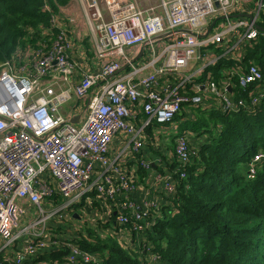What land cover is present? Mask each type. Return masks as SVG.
I'll return each mask as SVG.
<instances>
[{
	"label": "built area",
	"instance_id": "2783aa9c",
	"mask_svg": "<svg viewBox=\"0 0 264 264\" xmlns=\"http://www.w3.org/2000/svg\"><path fill=\"white\" fill-rule=\"evenodd\" d=\"M43 1L51 15V26L41 32L45 38L28 46L20 61L16 54L0 63V237L3 247L24 239L21 250L11 259L0 258V264L10 260L34 264L43 251L58 243L49 233L56 214L69 215L87 195L97 193L100 202L105 195L115 199L122 190L126 195L117 203L114 216L118 235L128 238L130 231L140 240L137 251L144 254V264H164L148 232L163 216L160 198L138 204L128 193L133 188L131 175L121 171L119 183L107 187L92 177L94 164L111 171L110 144L122 132L130 136L127 146L132 153L141 154L137 169H150L153 160L144 153L149 141L145 129L172 124L187 104L199 109L213 106L224 113L258 104L264 91L254 90L249 100L232 97L229 86L220 88L214 70L208 73L207 69L230 59L231 53H245V45L256 41L264 0H147L145 5L140 0H79L92 43L84 49V38L77 36L84 64L71 55L77 47L74 30L80 24L73 16L62 18L49 0ZM140 46L148 47L151 58L139 63L126 51ZM209 48L217 54L214 63L200 65ZM205 72L207 81H202ZM227 77L244 89L264 79L261 68L251 62ZM200 86L214 96V104L203 101ZM186 131H176L173 178L162 172L155 175L163 191L174 197L196 153ZM262 158L261 151L254 156L252 176L254 164ZM19 200H27L31 211ZM44 201L55 210L43 207ZM61 244L67 250L64 264L103 261L78 242Z\"/></svg>",
	"mask_w": 264,
	"mask_h": 264
},
{
	"label": "trees",
	"instance_id": "16d2710c",
	"mask_svg": "<svg viewBox=\"0 0 264 264\" xmlns=\"http://www.w3.org/2000/svg\"><path fill=\"white\" fill-rule=\"evenodd\" d=\"M49 1L54 10L71 2ZM258 23L264 26V11ZM50 26L43 0H0V63L16 54L20 61L22 52L43 40L42 29ZM245 48L244 63L257 64L264 76V33ZM226 61L208 69L218 78L222 67H228ZM260 84L245 89L236 84L237 97L249 100ZM258 99V104L248 103L238 112L190 108L196 111L195 119L175 117L182 118L181 131L206 140L192 142L196 153L186 177L179 180L171 205L148 231L164 264H264V158L254 164L253 178L246 169L258 152L264 153V95ZM78 243L100 254L101 264H144L112 236ZM66 253L62 250V255Z\"/></svg>",
	"mask_w": 264,
	"mask_h": 264
},
{
	"label": "crops",
	"instance_id": "0c3cea01",
	"mask_svg": "<svg viewBox=\"0 0 264 264\" xmlns=\"http://www.w3.org/2000/svg\"><path fill=\"white\" fill-rule=\"evenodd\" d=\"M56 11L61 14L62 18H70L73 16L75 23H83L85 29H87L85 26V21L83 18L82 8L79 0H71V2L67 5H59L58 10ZM78 29L79 26H77V28L74 30L75 35H73L75 39L73 41L77 47L72 50L71 55L81 64H84V61L81 57V50L78 49L81 46V42L76 41L79 40L77 39L78 37L83 38L81 36L82 31H78ZM88 38L89 37L84 38L82 44L84 49H90L91 47L92 43L88 40ZM142 48L144 47L140 46L129 48L126 52L130 57H132L133 59L135 58V60H137L136 62L140 63L143 61H148L151 58V54L147 52L148 47L147 49L144 48L143 51ZM216 50L221 52V49ZM244 55L245 53H231L227 55V57H230V59L228 58L227 60L228 62L225 59V61L228 63V67H222L220 76L218 78L216 77L215 73L209 72L210 70L207 69V72L212 73L219 81L220 88L221 86H227V88L229 86L228 92L232 97L238 96V93L236 91L237 87L234 84L235 82L227 77V74L229 75L232 70L237 71V68L243 64L246 65V63H244V60L242 59ZM216 56L217 54L215 50L213 51L212 48H209L206 50V54L202 56L201 60L203 62L204 58H207L209 60L208 63H214V58ZM96 71L98 70L96 69L95 72ZM152 71L153 69L144 71L142 73V76L149 74ZM207 74L206 72L203 74L202 78L204 79L202 81H207V78L205 79ZM230 83L232 84L230 85ZM261 89L264 91V87L257 86L255 88V90L258 92H262L260 91ZM200 93L205 103L210 105L216 102L214 96L208 93L204 86H200ZM190 108H193V106L186 107L185 113L180 114V117L195 119L196 111L194 109L191 110ZM212 109H215V107L204 106L201 110L208 112ZM138 120L141 121V118H138ZM172 124L178 123L173 122ZM172 124H170V126H172ZM166 131L167 130L164 129V127H159L158 124H152L151 126H148L144 131V135L147 136L149 140L146 147L148 149L144 151V153L147 154V157L149 159L153 160L150 161L151 166L148 170L137 169L136 164L138 163L141 154H138L136 152L132 153V150L127 146L130 142V136H127L126 133L122 132L117 133L116 135H114L109 149V163L113 168L110 171L108 167H102L101 163H95L92 177L99 178L102 183H105L106 186L109 187L110 184L117 185L119 183L121 171L125 174L131 175L133 188L128 193L131 196L132 200H134L138 204H141L147 199L153 200L154 197H158L161 200L162 208L165 210L166 206L171 205L174 194L170 195L169 193L163 191L161 183L155 181V175L162 172L166 176H170L173 178V165L175 160L173 148L175 137L173 138L172 142L170 140V134ZM190 136L192 142L196 140V142L199 143L200 141L206 140L205 137H202V139L201 137L194 138L192 134H190ZM129 145L132 146L131 143ZM116 167L118 169H116ZM114 179L115 182L113 183ZM125 195L126 190H122L117 193V197L115 199L110 200L108 195H105L103 197L104 200H100L99 202L98 200H96V198H100L99 195H97V193H93L92 196L87 195V198L84 200V202L79 204L78 206H75L73 212H70L69 215L60 216V214H56L55 220L60 227V233H57L58 228L57 224L54 222L55 220L51 223L52 227H49V233L51 236L56 237L58 243L55 247H51L43 251L38 258H35L33 260L34 264H64L65 255H62V250H66V248L65 246H63V244H61L63 241L71 240L74 242H78V239L94 241L98 236L104 239L108 236L115 237L116 240L119 241V243L122 244L125 249L133 251L134 253H136L137 257L142 260V262H145L144 254H140L137 251V249L142 246L140 240L137 237L135 239L133 235L131 236L128 228H126L129 231L127 232L128 238L120 237V235H118V227L115 226L114 216L117 214V203L121 200L120 198L123 199ZM18 202L28 211H31V205L27 203V200H19ZM46 202L47 201H44L42 203L43 207H46ZM25 222L26 220L23 221V223ZM91 232H94L96 237L92 235ZM152 242L153 241L151 240V244L154 245V243ZM23 243L24 239L21 238L16 242V244L10 247H3L4 240L0 237V258L11 259L17 252L21 250ZM59 255L62 257L59 258ZM5 264L13 263H11L10 260Z\"/></svg>",
	"mask_w": 264,
	"mask_h": 264
},
{
	"label": "rangeland",
	"instance_id": "374dc122",
	"mask_svg": "<svg viewBox=\"0 0 264 264\" xmlns=\"http://www.w3.org/2000/svg\"><path fill=\"white\" fill-rule=\"evenodd\" d=\"M140 1H141L144 5L147 3V0H140ZM79 31H82V35H81V36H82L83 38L89 36V35H88L89 31H88V29H85L83 23H80ZM88 40L91 42V38H88ZM208 61H209V60H208L207 58H204L202 64L205 65V64L208 63ZM259 86L264 87V81L261 82V84H260ZM260 91H263V90L261 89ZM71 104H73V106H75V107H79V105H80L79 102L77 103V102H74V101H72ZM81 106H82V104H81ZM181 121H182V118L178 117V118H176V119L173 121V122L178 123V124H172V126H170L169 123H168V124H165L166 126L164 127V129H166V130H167L166 132H168V133L170 134V140H171L172 142H173V138L177 135V134H176V133H177L176 131H177V130H180V128H179L180 123H179V122H181ZM186 133H187V134H192V136H193L194 138H196V135H197L196 133H194V132H190V131H186ZM203 138H204V137H203ZM203 138H202V139H203ZM246 169L248 170V173H247V174H248L250 177L253 178V176H252V174H251V171H252V169H251V163L248 164V165L246 166ZM45 208L48 209L49 211L55 210V207L50 206V204H49L48 201L46 202V207H45ZM60 222H61V219H60ZM56 224H57V222H56ZM57 228H58V224H57ZM57 233H60V229H58Z\"/></svg>",
	"mask_w": 264,
	"mask_h": 264
},
{
	"label": "water",
	"instance_id": "95a60500",
	"mask_svg": "<svg viewBox=\"0 0 264 264\" xmlns=\"http://www.w3.org/2000/svg\"><path fill=\"white\" fill-rule=\"evenodd\" d=\"M244 16H246V17H252L250 14H245ZM216 21H217V19H215L214 21H213V23L211 24V26H210V28H209V30H208V32L212 29V27L215 25V23H216ZM257 28L261 31V32H263L264 33V26H262V25H260L259 23L257 24ZM143 49L144 48H142V51H143ZM78 119L76 118V119H73L72 121H74V122H76Z\"/></svg>",
	"mask_w": 264,
	"mask_h": 264
}]
</instances>
